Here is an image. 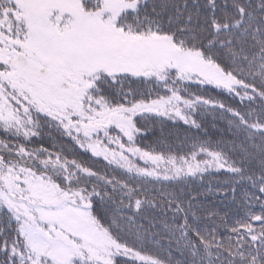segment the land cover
<instances>
[{
  "label": "snow or ice",
  "instance_id": "snow-or-ice-1",
  "mask_svg": "<svg viewBox=\"0 0 264 264\" xmlns=\"http://www.w3.org/2000/svg\"><path fill=\"white\" fill-rule=\"evenodd\" d=\"M0 264H264V0H0Z\"/></svg>",
  "mask_w": 264,
  "mask_h": 264
},
{
  "label": "trees",
  "instance_id": "trees-1",
  "mask_svg": "<svg viewBox=\"0 0 264 264\" xmlns=\"http://www.w3.org/2000/svg\"><path fill=\"white\" fill-rule=\"evenodd\" d=\"M193 91H197V89L195 87H193L192 89ZM212 95H215L214 93H211ZM207 95V93H206ZM225 102L226 103H232L231 98H225ZM214 118V114H208L206 117V128L209 132V134H214L216 129L212 124ZM199 119V118H198ZM218 119V117H217ZM147 131H148V135L146 137V139L144 140V143H152L154 141H157L158 138H160L161 136L163 137H168L169 134H171L172 136V140L170 142L175 143L177 145H179L180 140L176 139L177 134L179 135V137L181 139H183L186 136H200L202 134V132L204 131L203 129L201 130L200 133H197L195 131V129H189L187 126H185L182 122L177 123L175 126H173L171 123L164 129L163 133L161 132V126L158 123H155L153 121H148L147 125ZM47 136V134H46ZM53 136V141L56 140V133H52ZM53 141H49L47 139H45L44 143L46 145H51V143ZM225 179V177L223 175H218L215 173V171H213L212 175H206L203 178L202 184L201 181L199 179H197L192 185H190V187H195L199 192L201 193H207V190L209 188V186H212L213 188V193H215V186L217 184V182L219 181H223ZM201 199H207L209 201H211L213 199V195L212 194H208L207 196L202 195ZM215 202L217 204H220L221 207H224L225 205L228 204V200H224L223 203H221V198L219 196L216 197Z\"/></svg>",
  "mask_w": 264,
  "mask_h": 264
}]
</instances>
